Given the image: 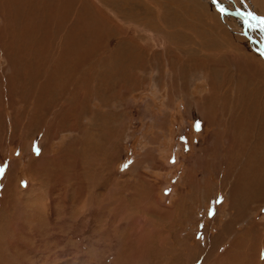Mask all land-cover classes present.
<instances>
[{
  "label": "rangeland",
  "instance_id": "374dc122",
  "mask_svg": "<svg viewBox=\"0 0 264 264\" xmlns=\"http://www.w3.org/2000/svg\"><path fill=\"white\" fill-rule=\"evenodd\" d=\"M217 1L0 0V264H264V0Z\"/></svg>",
  "mask_w": 264,
  "mask_h": 264
},
{
  "label": "water",
  "instance_id": "95a60500",
  "mask_svg": "<svg viewBox=\"0 0 264 264\" xmlns=\"http://www.w3.org/2000/svg\"><path fill=\"white\" fill-rule=\"evenodd\" d=\"M214 1H215L216 5H217L219 8H221L220 4H219L216 0H214ZM224 11H225V10H224ZM227 12H229V11H227ZM229 13H231V12H229Z\"/></svg>",
  "mask_w": 264,
  "mask_h": 264
},
{
  "label": "bare ground",
  "instance_id": "6f19581e",
  "mask_svg": "<svg viewBox=\"0 0 264 264\" xmlns=\"http://www.w3.org/2000/svg\"><path fill=\"white\" fill-rule=\"evenodd\" d=\"M217 1V0H216ZM218 2V1H217ZM219 3V2H218ZM222 8V7H221ZM222 11H224V10H222ZM228 10H225L224 12H226V13H229V12H231V11H229V12H227ZM232 13V12H231ZM233 14V13H232ZM98 34V33H97ZM74 61H75V59H74ZM75 65V64H74ZM76 67V66H75ZM263 191H264V189H263Z\"/></svg>",
  "mask_w": 264,
  "mask_h": 264
}]
</instances>
